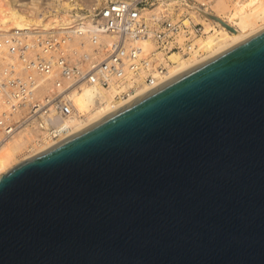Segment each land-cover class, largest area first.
Returning <instances> with one entry per match:
<instances>
[{
	"label": "water",
	"instance_id": "1",
	"mask_svg": "<svg viewBox=\"0 0 264 264\" xmlns=\"http://www.w3.org/2000/svg\"><path fill=\"white\" fill-rule=\"evenodd\" d=\"M0 264H264V29L0 174Z\"/></svg>",
	"mask_w": 264,
	"mask_h": 264
},
{
	"label": "built area",
	"instance_id": "2",
	"mask_svg": "<svg viewBox=\"0 0 264 264\" xmlns=\"http://www.w3.org/2000/svg\"><path fill=\"white\" fill-rule=\"evenodd\" d=\"M157 1L40 0L45 18L65 14L70 24L0 30V146L20 132L38 143L70 135L83 86L128 99L163 83L172 53L201 54L204 25L167 6L155 12Z\"/></svg>",
	"mask_w": 264,
	"mask_h": 264
},
{
	"label": "bare ground",
	"instance_id": "3",
	"mask_svg": "<svg viewBox=\"0 0 264 264\" xmlns=\"http://www.w3.org/2000/svg\"><path fill=\"white\" fill-rule=\"evenodd\" d=\"M212 1L217 3L220 10L226 12L227 18L225 19L218 14L208 12V9L203 8L205 3L201 2L197 10L204 18L214 24L212 26L209 25V22H203V19L199 20L204 25L205 35L198 38L195 44L200 48L202 53L190 54L188 56L176 53L169 55L172 64L169 67L168 73L161 79L164 80L163 82L264 29V0ZM177 3L180 4L175 8L174 6ZM20 5L21 7H19ZM30 5L34 7L33 10L29 9ZM46 5H53V3H47ZM62 5L66 8L69 7L70 3L64 2ZM187 5L185 0H158L153 9L156 10L155 12H160L163 7L167 6L171 11L175 13L177 11V13L182 14L184 9L187 8ZM44 7V3H40V0H28L26 3H22V0H0V30L8 32L12 29H28L27 31H29L35 28H64L70 24V19L65 14L58 15V17L54 18H45ZM209 14L217 19L210 18L208 16ZM191 16L195 20H198L196 19L198 14L191 13ZM220 21L234 30L228 29ZM181 40L179 38V41ZM144 48L145 51H151L153 45L148 41L144 44ZM149 90L151 89L147 86L128 99L116 100L113 91L107 92L105 90H96L92 86H83L82 90L73 96V102L79 115L72 121V133L94 123L106 114L122 107L124 104L136 99ZM37 141L33 136L20 132L2 144L0 146V174L21 161L24 157L40 151L55 142L48 140L38 143Z\"/></svg>",
	"mask_w": 264,
	"mask_h": 264
},
{
	"label": "rangeland",
	"instance_id": "4",
	"mask_svg": "<svg viewBox=\"0 0 264 264\" xmlns=\"http://www.w3.org/2000/svg\"><path fill=\"white\" fill-rule=\"evenodd\" d=\"M232 1H235V0H232ZM185 2L188 4L187 5V8L184 9L183 13L180 11V13H182L183 15H190L191 16V13L193 14H198V18L196 17V19H198L197 21H199L200 19H203V22H209V20H207L206 18H204L200 12L197 10L198 7H200V4L201 2L205 3V6H203V8H206L208 9V12L212 13V14H218L220 15L221 17H224L225 19L227 18V14L225 11H222L218 8V5L215 1H212V0H185ZM180 3H177L174 7H178ZM157 6V5H156ZM172 6V8H174ZM29 9L30 10H33L34 7L32 5L29 6ZM45 17V16H44ZM209 25H212L214 26L213 23L209 22ZM209 27V26H208ZM216 28V27H215ZM204 53V52H203Z\"/></svg>",
	"mask_w": 264,
	"mask_h": 264
}]
</instances>
